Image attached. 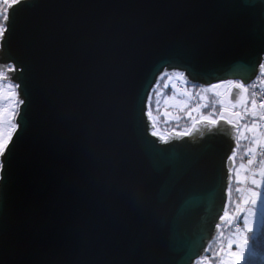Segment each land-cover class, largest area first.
I'll list each match as a JSON object with an SVG mask.
<instances>
[{"label":"water","instance_id":"water-1","mask_svg":"<svg viewBox=\"0 0 264 264\" xmlns=\"http://www.w3.org/2000/svg\"><path fill=\"white\" fill-rule=\"evenodd\" d=\"M4 27L0 80L20 106L0 156V264L204 258L226 221L238 130L199 121L163 140L149 100L177 72L252 85L264 0H21Z\"/></svg>","mask_w":264,"mask_h":264},{"label":"rangeland","instance_id":"rangeland-1","mask_svg":"<svg viewBox=\"0 0 264 264\" xmlns=\"http://www.w3.org/2000/svg\"><path fill=\"white\" fill-rule=\"evenodd\" d=\"M3 32H4V28L0 26V38H1V35H3ZM12 70L14 71L12 67L8 68V71H12ZM6 74H7L6 71H4L3 73L0 72V78H5ZM165 76H168V78H166L164 82L165 88H172L174 93L168 94L163 89L158 90V93L155 97L156 99L154 101V104L156 106V109H160L161 111H164L165 107L167 106L165 104V101L168 100L169 97L175 96L177 99L188 100L187 96L182 95V93L180 92L181 90L180 78L176 77L175 75H171V74H167ZM215 85H220V84H215ZM228 88H229L228 83H224L218 88H214L213 86H211L209 88H199V89L198 88L195 89L193 87L186 85V90H184V92L191 93L192 95H197L199 98V101H201L202 103L213 102L215 104H219L222 108H225L226 105L220 103V101L224 99V94L228 90ZM232 90L233 89H231V92ZM244 95H246L250 99H253L251 93L249 92L244 93ZM17 99H18L17 87L14 84L0 80V156L2 152L6 149L7 145L9 144L17 128L16 118H17L19 106H20V102L17 103ZM235 104L237 106L234 110L239 111L240 110L239 105L237 103ZM190 106L191 105L189 103V108ZM228 107H231V105H228ZM172 109L175 110L174 108ZM214 113L215 111L213 110L211 111V114L210 113L204 114V109L203 107H201V112L196 115H199V116L206 115V116H210L213 119H216V116H213ZM148 114H149V110H148ZM149 119L152 121V124H153V120L151 119L150 115H149ZM251 119H252L251 117H248L247 119L241 122L242 126L240 130L238 131V137H237L238 139L237 143H239V150L242 151L244 156H247V157H249L248 149L252 144V140H251V134L246 133L244 131L243 124L250 123ZM199 121L201 120L199 119ZM151 133H153V130ZM153 135L157 136L158 134L153 133ZM262 150L264 152V149ZM257 160L258 161L264 160V155L258 154ZM1 166L2 165H1V159H0V171H1ZM249 167L250 166L247 164V160H243L235 164V167L233 170V181L237 186L234 185L233 188L234 190L236 189L237 191L245 192L246 196L244 195V198L242 200V205H241L242 209H240V207L238 206L237 209H235L231 215L227 214V218L224 215V217L226 218V221L220 228L219 240L217 242L216 247H214V249H216L215 256H217L215 260L217 262L215 264H222V258L227 253V245L229 241L235 239L236 231H233L234 229L233 226H235L237 219L238 220L240 219L238 217L239 211L242 212V215H241L242 225H239V227L240 226L243 227L244 225L245 212L243 211V209H247L248 207H250V205L246 204L245 201L251 197V191L253 188H255V185H253L251 182L252 173L250 171L246 172V169H248ZM258 167H259V164H257L255 168L258 169ZM245 176H247L248 178L245 179ZM245 188H246V191H245ZM260 192H261L262 199L256 206L257 207V223H256L254 232L251 233V235L253 236L257 234L258 230L263 225V221H264V186H261ZM233 217H236V219L234 220ZM235 247L236 246L233 245V250H235ZM250 248H251V245L249 244L248 252L250 251ZM221 249H224V251L221 252ZM214 262L202 259L198 262V264H214Z\"/></svg>","mask_w":264,"mask_h":264},{"label":"snow or ice","instance_id":"snow-or-ice-1","mask_svg":"<svg viewBox=\"0 0 264 264\" xmlns=\"http://www.w3.org/2000/svg\"><path fill=\"white\" fill-rule=\"evenodd\" d=\"M264 67V66H262ZM176 77L183 79V72L175 73ZM229 88L224 94V99L220 101V103L225 104L224 111L226 113H230L228 117L221 116V119L227 118L228 123L233 124L237 130L239 131L241 128V121L251 117L250 123L243 124V129L246 133L251 134L252 144L248 149L249 159L247 160V164L250 166L246 169V172H251V182L255 185V188L251 191V197L245 201L246 204H249L250 207L247 209H243L245 212V220L243 227H238L235 234V239L230 240L227 245V253L222 258V264H247L246 256L250 244V234L254 232L256 223H257V205L261 201V186H264V160H257V151L258 149H264V100L257 101L255 99H250L244 93L247 92L245 85L241 82L227 81ZM214 88L220 87V85H213ZM240 89L241 97L237 102L239 105V111H235L236 104H233L230 97L232 95L231 89ZM182 95L189 96L190 93L183 92ZM219 95V93H218ZM167 105L163 111L164 117L169 120H177L181 119V113H185L186 116L192 119L194 122L197 120V116L195 114H199L201 112V107L198 106L191 108L189 110V101L186 99H177L175 96L169 97L168 100L165 101ZM231 105V107H228ZM174 108L175 111L170 109ZM199 119L203 122L206 121L210 124L215 125L217 120L211 118L210 116L201 115ZM264 155V152L260 153ZM259 164L258 169L253 168L251 166ZM248 177L245 176V179ZM235 220L236 217H233ZM233 245H235V250H233ZM224 249H221L223 252Z\"/></svg>","mask_w":264,"mask_h":264},{"label":"trees","instance_id":"trees-1","mask_svg":"<svg viewBox=\"0 0 264 264\" xmlns=\"http://www.w3.org/2000/svg\"><path fill=\"white\" fill-rule=\"evenodd\" d=\"M19 1H21V0H0V26H2L4 28V30H5L4 19L6 18V11H7L8 7L11 4L17 3ZM166 78H168V76H162L158 80L155 88L153 89V91L151 93L150 100H149V115H150L151 119L153 120V124H154L153 133H156L158 135H165V136L168 133H172V132L188 133L190 131V129L193 127L194 123L199 121V117H200L199 115H196L194 113V115L197 116V120L195 122L192 119L188 118L185 113L180 114L181 119L179 121L169 120L168 118L164 117L163 111H161L160 109H156L154 101L156 99L155 97L158 93V90L163 89L168 94L174 93L172 88H165L164 82H165ZM182 80L180 79L181 89H182V87L184 89H186V85L190 86V87L193 86L190 83L186 82L185 80H183L184 81V83H183ZM181 93H183V92H181ZM191 96L193 98L194 95H191ZM192 98L188 99L189 103L191 105L189 110L196 106V104L193 102ZM201 106H204L203 107L204 114H209V113L211 114V111L214 110L215 113L213 116H216V118H218L219 114L222 112V109L219 106V104H215L213 102L202 103ZM170 110L175 111L173 109H170ZM237 144H238L237 149H236L234 156H233L234 165L237 162H241L243 160H248L250 158V157L244 156L243 152L239 150V143H237ZM257 152H258V154H260L261 152H263V150L258 149ZM255 167H256V165L253 166V168H255ZM234 185H236V184L232 180V184H231L230 189H229L228 204H227L226 212H225L226 218H227V214L231 215L234 212V210L237 209L238 206L241 207L244 195L246 196L245 192L237 191L236 189L234 190V188H233ZM245 191H246V188H245ZM240 214L242 215V212ZM240 218H241V216H240ZM236 225H242V220L241 219L237 220ZM218 240H219V236L216 237L215 240L209 245V247L207 249V255H205V257L202 259H205L207 261H213V262L216 260V258H217V256H215L216 249H214V247H216ZM250 245H251L250 251L247 253V256H246L247 264H264V221H263V225L260 227V229L258 230V232L255 236L250 234ZM202 259H200V260H202ZM200 260H198L196 262V264H198V262ZM216 262L217 261H215L214 264Z\"/></svg>","mask_w":264,"mask_h":264},{"label":"built area","instance_id":"built-area-1","mask_svg":"<svg viewBox=\"0 0 264 264\" xmlns=\"http://www.w3.org/2000/svg\"><path fill=\"white\" fill-rule=\"evenodd\" d=\"M263 63H264V61H263ZM263 66H264V64H263ZM261 79L263 82L261 81ZM247 90L249 93H251L253 99H255L257 101L264 100V67H262V71L259 74L256 81L252 85L247 87ZM192 100L196 105L199 104V101L196 97H193ZM162 136H164V137H162ZM159 137H161L163 140H166V138H167V136H165V135H159ZM238 227H239V225L235 224V228H238Z\"/></svg>","mask_w":264,"mask_h":264},{"label":"flooded vegetation","instance_id":"flooded-vegetation-1","mask_svg":"<svg viewBox=\"0 0 264 264\" xmlns=\"http://www.w3.org/2000/svg\"><path fill=\"white\" fill-rule=\"evenodd\" d=\"M183 80H185L187 82V80L184 78V76H183ZM191 85H193L192 87H194V88H198V89L202 88L200 85H196V84H191Z\"/></svg>","mask_w":264,"mask_h":264}]
</instances>
